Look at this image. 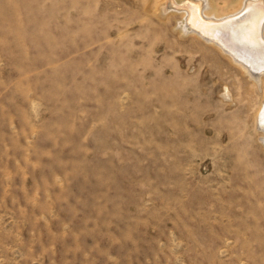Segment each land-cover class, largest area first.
Instances as JSON below:
<instances>
[{"label":"rangeland","instance_id":"1","mask_svg":"<svg viewBox=\"0 0 264 264\" xmlns=\"http://www.w3.org/2000/svg\"><path fill=\"white\" fill-rule=\"evenodd\" d=\"M156 4L0 0V264H264V94Z\"/></svg>","mask_w":264,"mask_h":264},{"label":"bare ground","instance_id":"2","mask_svg":"<svg viewBox=\"0 0 264 264\" xmlns=\"http://www.w3.org/2000/svg\"><path fill=\"white\" fill-rule=\"evenodd\" d=\"M162 18L180 15L174 30L181 39L192 37L215 49L248 82L264 94V0H240L230 13L216 15L210 0H154ZM235 52L237 57L232 53ZM223 97H231L225 87ZM262 101L255 114L257 141L264 148Z\"/></svg>","mask_w":264,"mask_h":264},{"label":"snow or ice","instance_id":"3","mask_svg":"<svg viewBox=\"0 0 264 264\" xmlns=\"http://www.w3.org/2000/svg\"><path fill=\"white\" fill-rule=\"evenodd\" d=\"M260 120H261L262 126H264V112L261 113Z\"/></svg>","mask_w":264,"mask_h":264},{"label":"water","instance_id":"4","mask_svg":"<svg viewBox=\"0 0 264 264\" xmlns=\"http://www.w3.org/2000/svg\"><path fill=\"white\" fill-rule=\"evenodd\" d=\"M232 54L235 55V56L237 55L235 52H233ZM236 57H237V56H236Z\"/></svg>","mask_w":264,"mask_h":264}]
</instances>
